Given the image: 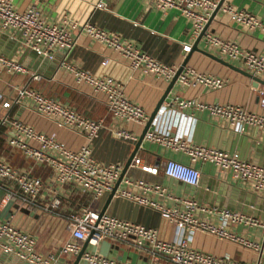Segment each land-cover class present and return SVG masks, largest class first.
<instances>
[{"label":"crops","instance_id":"obj_1","mask_svg":"<svg viewBox=\"0 0 264 264\" xmlns=\"http://www.w3.org/2000/svg\"><path fill=\"white\" fill-rule=\"evenodd\" d=\"M96 1L98 0H12L13 7L17 10L35 5L47 21L64 26L75 37L74 44L68 51L54 50L51 58L35 55L33 51L21 46L16 38L10 37L7 30H0V54L17 60L39 76L38 80H32L25 73L9 74L0 71V92L11 94L14 88L25 85L39 90L46 96L55 97L83 115L101 119L102 126L96 137L87 141L82 133L58 128L50 119L22 106L12 105L0 109V116H6L7 120H22L34 129L53 136L71 149L88 145L98 162L103 164L119 162L123 167L144 124L119 121L107 114L102 96L92 93L85 84L76 83L66 65L95 76L112 77L121 85L124 96L138 105L147 116L154 109L170 80L132 71L109 46L79 31L80 24L85 21L110 34L129 40L139 51L163 64L175 65L178 68L186 59L184 66L225 79V84L215 90L200 86L180 88L173 83L160 104L170 102L174 97L191 98L204 103L240 105L246 110L264 114V108L258 105L257 93L259 89H264V86L255 84L245 74L249 72L238 62L218 57L201 38L196 43L197 49L218 57L240 71L231 69L200 51L191 49L188 52L182 51V44L189 42L191 45L195 38H192L190 21L178 9L170 8L162 12L144 0H103V7H95ZM223 2L245 9L264 22V0ZM71 23L75 25L71 26ZM206 29L221 37L233 39L242 49L264 54V36L258 30L242 28L220 10H217L209 20ZM256 77L264 81V77ZM188 113L189 111L185 114L177 113L173 117L170 135L182 138L192 145L211 147L228 153L236 152L241 159L264 168V132L249 128L242 133H235L225 121L211 117L206 112H194L193 115ZM120 130L127 131L134 139L126 140L116 136V132ZM10 134L8 125L0 126V158L15 168L28 169L32 176L40 178L42 184L36 197L38 203L48 204L53 197L59 199V204L48 213H42L36 208L23 211L20 222L32 231L35 250L39 254L55 256L53 264H72L77 253L62 254L61 246L65 242H74L80 250L84 241H77L70 236L67 228L69 215L79 214L84 209L99 213L109 191L94 198L89 192L72 183H57L46 164H34L21 151L7 144ZM134 156H138L143 163L155 165L158 169L157 174L150 175L127 166L123 176L131 180H140L150 186L164 187V195L146 192L144 196L157 206L147 207L113 194L103 213L155 229L158 237L165 241L174 240L178 233L174 225L165 218L162 209L182 208V200H191L206 207L239 212L264 220V194L255 193L246 184L233 181L229 173L218 170L208 162L193 163V167L199 171V180L196 185L191 186L167 178L161 171L167 159L188 164L189 160L185 153L166 149L142 139ZM2 185L0 199L4 187L13 188L8 182ZM120 189L140 193L121 181L116 190ZM16 206V200H12L4 207H0V218L8 217ZM204 218L210 223L217 224L215 217ZM228 230L252 241H259L263 234L261 229L242 226H230ZM188 245L209 255H227L237 262H253L256 258L253 252L234 242L199 231L192 233ZM87 252L126 264H170L163 257L153 260L148 254L146 243L132 238L124 241L102 239L95 247L86 243L83 253ZM261 260L264 264V256L260 257L258 264ZM0 264L28 263L13 253L0 251ZM77 264L89 263L80 257Z\"/></svg>","mask_w":264,"mask_h":264},{"label":"built area","instance_id":"obj_2","mask_svg":"<svg viewBox=\"0 0 264 264\" xmlns=\"http://www.w3.org/2000/svg\"><path fill=\"white\" fill-rule=\"evenodd\" d=\"M144 1L162 12L170 8L178 9L190 21L192 38H196L218 0ZM94 6L103 7L104 1L98 0ZM217 10L225 13L230 20L238 23L242 28L258 30L264 36V22L249 11L223 1ZM73 25L75 23H71V26ZM0 30H7L8 35L16 38L21 46L45 58H51L54 50L68 51L75 41V37L67 28L47 21L35 5L17 10L13 7L12 0H0ZM79 31L109 46L132 71L154 75L166 81L170 80L176 72L175 65H166L157 61L139 51L129 40L110 34L88 21L80 24ZM200 38L218 57L236 61L250 74L264 77V54L242 49L233 39L221 37L206 28L202 31ZM190 46L189 42H184L181 49L183 52H188ZM104 63L103 61L102 64ZM66 68L76 83L85 84L92 93L102 96L107 114L114 119L141 125L148 119L138 105L124 96L121 85L112 77L95 76L70 65H66ZM0 71L9 74L25 73L32 80L39 79L38 75L26 69L17 60L1 54ZM174 83L180 88L200 86L215 90L225 84V79L199 72L190 66H183ZM257 93L258 105L264 108V89H259ZM12 105L36 112L50 119L58 128L82 133L87 141L96 137L102 126L101 119H92L83 115L57 98L46 96L39 90L25 85L14 88L11 94L0 92V109H6ZM186 111H189L188 115H193L194 112H206L211 117L222 119L235 133H242L249 128L264 132V114L246 110L235 104L204 103L191 98L174 97L170 102L158 106L142 138L187 155L188 164L167 159L162 166L163 175L193 186L199 180V171L193 167V163L208 162L218 170L229 173L233 181L242 182L253 192L264 194L263 167L241 159L236 152L228 153L211 147L192 145L182 138L169 134L173 117L177 113L185 114ZM2 125L10 127L11 134L7 139L9 146L21 151L34 164H46L57 183H72L89 192L94 198L110 191L122 169L119 162L111 164L98 162L88 145H82L76 149L68 148L53 136L34 129L22 120H7L6 116L1 115L0 126ZM116 136L126 140L134 139L125 130L117 131ZM128 166L150 175H156L158 172L155 165L143 163L138 156L134 155ZM120 181L128 187H134L143 195L120 189L115 190V196L147 207L157 206L144 196L146 192L152 191L160 196L165 193L164 187L150 186L140 180H131L122 176ZM4 182L12 184L13 188L4 187L0 207H4L12 200H16L17 206L8 217L0 218V251L13 253L28 264H53L55 256L41 255L35 250L32 231L20 222V216L23 215V211L27 212L31 208H36L42 213L50 212L59 204L58 197H53L48 204L38 203L36 197L42 184L40 178L32 176L28 169L15 168L0 158V187ZM162 213L174 225L178 233L174 240H162L155 229L117 219L105 213L98 215L96 211L90 209L69 215L67 228L72 239L86 240V243L93 247L97 246L102 239L124 241L132 238L138 242H144L153 260L163 257L170 264H258L260 257L264 255V220H259L252 215L206 207L191 200H182V208H166L162 209ZM205 216L215 217L217 224L208 222ZM230 226L261 229L263 234L259 241H252L235 235L228 230ZM194 231L234 242L253 252L256 258L253 262H237L227 255L214 256L192 249L188 243ZM78 250L79 246L74 242H65L60 248V253L75 254ZM81 257L89 264H126L91 252L83 253Z\"/></svg>","mask_w":264,"mask_h":264},{"label":"water","instance_id":"obj_3","mask_svg":"<svg viewBox=\"0 0 264 264\" xmlns=\"http://www.w3.org/2000/svg\"><path fill=\"white\" fill-rule=\"evenodd\" d=\"M222 1H223V0H218V1H217L216 6L214 7V9L211 11L210 15L208 16V19H207L205 25L203 26L202 30L199 32V34L196 36V38L194 39L193 43L191 44L190 49H191V50H197V51H200L201 53H203V54H205V55L211 57L212 59H214V60H216V61L222 63L223 65H226L227 67H230L231 69H235V70H237V71H240V69H238V68L232 66L231 64H229V63H227V62H224L223 60L219 59L218 57L213 56V55H211V54H209V53H207V52H205V51H201V50L197 49V46H196V43H197L198 39L200 38V35H201L202 31L206 28L207 23H208L209 20L212 18V16L215 14V12H216L217 9H218V6L220 5V3H221ZM185 63H186V59H184V61H183V62L180 64V66L176 69L175 74H174L173 77L170 79V81H169V83L167 84L165 90L163 91L162 95L160 96L158 102L156 103L154 109H153L152 112L149 114L148 119L146 120V122H145L144 125H143L142 131H141V134L139 135V137H138V139H137V142H136V144L134 145V148L132 149V151H131V153H130L128 159H127L126 162L124 163V165H123V167H122V169H121V171H120V173H119V176H118L117 180L114 182V184L112 185L110 191L108 192V195H107L106 201H105V203H104V206H103V208L99 211L98 215H101V214L104 212V209H105L107 203L109 202V200H110L111 197L113 196V194H114V192H115V190H116V188H117V186H118V184H119V182H120V180H121V177L123 176V174H124V172H125L127 166L129 165V162H130L132 156L134 155V153H135V151H136L138 145L140 144V142H141V140H142V138H143L144 132L147 130V128H148V126H149V123H150V120H151L153 114L155 113L156 109L158 108V106L160 105V103L162 102V100L165 98L166 94L168 93L169 89L171 88L172 84L174 83L177 74L179 73V71L181 70V68L185 65ZM241 72H242V71H241ZM243 72H244V71H243ZM245 74H246V75H247V76H248V77H249V78H250L255 84H262V85L264 86V81H261L259 78H257V77L254 76V75H251L250 73H245ZM86 242H87V241L85 240L84 243H83L82 248L77 252V254H75V257H74V260H73L72 264H77V263H78V261H79L81 255H82V253H83V250H84V247H85V245H86Z\"/></svg>","mask_w":264,"mask_h":264},{"label":"rangeland","instance_id":"obj_4","mask_svg":"<svg viewBox=\"0 0 264 264\" xmlns=\"http://www.w3.org/2000/svg\"><path fill=\"white\" fill-rule=\"evenodd\" d=\"M264 256V255H263ZM260 264H262V260L260 261Z\"/></svg>","mask_w":264,"mask_h":264},{"label":"trees","instance_id":"obj_5","mask_svg":"<svg viewBox=\"0 0 264 264\" xmlns=\"http://www.w3.org/2000/svg\"><path fill=\"white\" fill-rule=\"evenodd\" d=\"M81 113V112H80Z\"/></svg>","mask_w":264,"mask_h":264}]
</instances>
